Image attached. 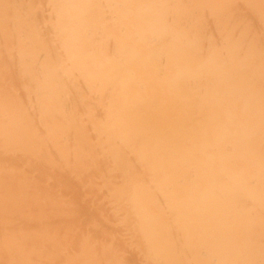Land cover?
<instances>
[{"label":"bare ground","instance_id":"1","mask_svg":"<svg viewBox=\"0 0 264 264\" xmlns=\"http://www.w3.org/2000/svg\"><path fill=\"white\" fill-rule=\"evenodd\" d=\"M70 3L14 53L0 264H264V0Z\"/></svg>","mask_w":264,"mask_h":264},{"label":"rangeland","instance_id":"2","mask_svg":"<svg viewBox=\"0 0 264 264\" xmlns=\"http://www.w3.org/2000/svg\"><path fill=\"white\" fill-rule=\"evenodd\" d=\"M54 14H57L58 17L72 18L70 0H0V146L5 144L9 127L6 98L10 97L12 93H17L19 89H30L29 83L23 78L31 74V71L26 63L20 66L15 64V58L20 57L19 54H14L15 50L20 44L22 47L26 46V51L30 54V50L38 51L39 45L42 51L49 53L48 51L52 49L51 45L54 44L53 38L57 30L45 29H49L51 23L58 22L53 18ZM63 26L64 23L61 28ZM42 28L45 38L41 35ZM62 32L64 40H66L69 39L73 31ZM7 54L8 56H6ZM35 57H31L32 60ZM62 222L57 227L61 226ZM40 238L43 236L37 237V239ZM105 238V241L102 239L103 244H110L109 241L112 237ZM63 242L66 256L61 264H75L81 258V253H74L71 238H65ZM86 259L90 260V257L86 255Z\"/></svg>","mask_w":264,"mask_h":264}]
</instances>
